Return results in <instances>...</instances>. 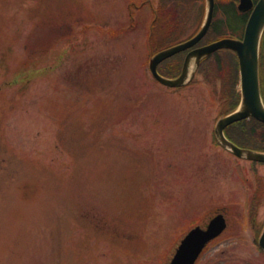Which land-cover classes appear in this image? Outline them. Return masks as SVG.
Wrapping results in <instances>:
<instances>
[{
    "label": "rangeland",
    "instance_id": "374dc122",
    "mask_svg": "<svg viewBox=\"0 0 264 264\" xmlns=\"http://www.w3.org/2000/svg\"><path fill=\"white\" fill-rule=\"evenodd\" d=\"M145 1L0 0V264H169L218 211L228 228L198 264H264L247 219L264 220V166L213 135L229 55L187 88L157 83L154 50L206 5Z\"/></svg>",
    "mask_w": 264,
    "mask_h": 264
},
{
    "label": "water",
    "instance_id": "95a60500",
    "mask_svg": "<svg viewBox=\"0 0 264 264\" xmlns=\"http://www.w3.org/2000/svg\"><path fill=\"white\" fill-rule=\"evenodd\" d=\"M208 2L210 7L207 16L208 20L202 27L203 29L200 33L194 38L189 39L190 41L168 48L154 56L149 62L151 74H153L158 82L167 87L181 88L191 82V79L195 74L194 70L190 72L193 64H195V68H197L202 59L210 56L215 51L222 49L234 50L238 59H240L241 104L235 112L225 116L217 122L215 135H217L220 145L231 151L235 156H239L246 160L249 159L257 162H264V153L242 149L234 145L227 136L224 135L226 127L236 123V121L245 120L249 117H254L256 120L264 123V101L260 86L261 79L259 69L260 46L264 34V0L259 1L257 7L251 14L252 16L246 25L247 27L243 40L234 38L222 39V41L215 42L210 46L191 51L185 60L186 62L182 69V74L178 78L167 79L157 71L158 65L162 61L195 46L200 42L201 38L208 33L215 11L214 0H208ZM241 5V11H249L253 8L250 0H242ZM226 227L227 220H225L222 214H219V216L211 220L206 229L198 227L191 230L181 241V245L175 254L176 256L170 264H195L209 242L218 238L224 232ZM261 240V246L264 248V235Z\"/></svg>",
    "mask_w": 264,
    "mask_h": 264
},
{
    "label": "trees",
    "instance_id": "16d2710c",
    "mask_svg": "<svg viewBox=\"0 0 264 264\" xmlns=\"http://www.w3.org/2000/svg\"><path fill=\"white\" fill-rule=\"evenodd\" d=\"M225 14H227L228 17V23L229 22H235L237 24L240 23L242 27L246 24L249 16L247 14H242L240 17L237 16V9L235 6H231L228 9H226ZM237 21V22H236ZM238 25V24H237ZM236 27V26H235ZM238 28V27H237ZM179 30V29H178ZM213 33L214 36H218L221 31L218 27H213ZM222 34V33H221ZM180 34L175 33L174 36L170 37V40H176L179 37ZM264 48V44H263ZM229 56L223 57V59L227 62V73H228V81L229 85L228 87H224V92H226V95H224V101L223 106L225 108V112L229 113L231 111H234L235 108L239 105V101L241 98L240 91H238L237 86L239 84V70H238V60L236 59V55L233 52H226ZM264 56V50L262 54V58ZM217 59V64L220 69H222V60H220V52L213 55ZM211 58L207 59L210 61ZM264 59V58H263ZM262 59V60H263ZM183 57L179 54V56H176L168 61L166 65H163L162 70L167 76H175L179 74L180 66L183 63ZM173 63V64H169ZM167 66V67H166ZM218 68V69H219ZM262 69V90H263V96H264V69L263 65L261 67ZM248 121V120H247ZM242 121L238 122L235 125H232L226 129V133L229 136L230 140L235 143L236 145H239L244 148H262L264 149V124L261 122L255 121L254 119H251L250 121Z\"/></svg>",
    "mask_w": 264,
    "mask_h": 264
},
{
    "label": "flooded vegetation",
    "instance_id": "af4514ba",
    "mask_svg": "<svg viewBox=\"0 0 264 264\" xmlns=\"http://www.w3.org/2000/svg\"><path fill=\"white\" fill-rule=\"evenodd\" d=\"M180 1H185V0H180ZM201 1H204L205 0H201ZM229 1L228 4L230 5V2L232 3H236V1H238V4L240 3L241 0H227ZM256 1V0H254ZM180 5L183 6L185 5V3L183 2H180ZM161 11V9L159 10ZM201 20V19H200ZM203 23V21H202ZM201 23V24H202ZM185 24V23H183ZM212 28V26H211ZM179 31L183 32L184 30L181 29V28H178ZM212 36V35H211ZM213 37V36H212ZM214 38H211L209 39L208 37H205L204 40L202 41V45H200L199 47L201 46H205V45H208V44H211V40H213ZM198 48V47H197ZM191 51V50H190ZM188 51L187 54L190 52ZM264 58V56H263ZM248 122V121H247ZM254 150H257V151H264V149L262 148H255ZM245 162H250V163H253L252 161H245ZM254 164V163H253ZM259 195V194H258ZM260 199H264V197L262 196ZM255 201V200H254ZM251 207H254V209H251L248 216H247V219L249 220V222L251 223V230H253V235H254V239L252 240V244L253 246H255L256 250L260 253V255L262 256L261 253H264V251L261 250V243L259 240L261 238V235H262V232H263V228H264V220L262 221V223L259 225V219H258V216H259V209L257 208V205H252ZM264 219V218H263Z\"/></svg>",
    "mask_w": 264,
    "mask_h": 264
}]
</instances>
